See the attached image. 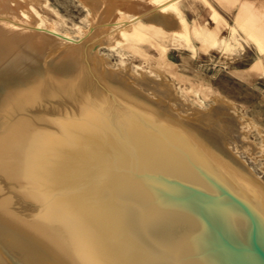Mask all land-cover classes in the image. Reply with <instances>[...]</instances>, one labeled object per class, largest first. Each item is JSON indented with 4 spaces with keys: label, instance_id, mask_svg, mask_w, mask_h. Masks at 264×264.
Here are the masks:
<instances>
[{
    "label": "bare ground",
    "instance_id": "bare-ground-1",
    "mask_svg": "<svg viewBox=\"0 0 264 264\" xmlns=\"http://www.w3.org/2000/svg\"><path fill=\"white\" fill-rule=\"evenodd\" d=\"M82 1L91 25L76 38L52 23L43 24L31 7L0 0V264H114L75 219L55 176L64 150L69 152L95 120L114 109L151 114L264 195V183L231 151L245 144L246 133L230 104L218 98L208 112L199 111L183 102L162 74L158 79L131 78L129 68L109 69L95 50L102 44H123L145 56L135 44L145 29L184 41L190 32L209 39L215 28L198 21L190 28L184 7L195 11L207 4L214 15L211 1ZM248 34L261 56L240 72L245 76L264 63V24L249 28ZM223 41L214 38L212 43Z\"/></svg>",
    "mask_w": 264,
    "mask_h": 264
},
{
    "label": "water",
    "instance_id": "water-1",
    "mask_svg": "<svg viewBox=\"0 0 264 264\" xmlns=\"http://www.w3.org/2000/svg\"><path fill=\"white\" fill-rule=\"evenodd\" d=\"M65 150L53 173L114 264H264V195L151 114L111 110Z\"/></svg>",
    "mask_w": 264,
    "mask_h": 264
},
{
    "label": "rangeland",
    "instance_id": "rangeland-1",
    "mask_svg": "<svg viewBox=\"0 0 264 264\" xmlns=\"http://www.w3.org/2000/svg\"><path fill=\"white\" fill-rule=\"evenodd\" d=\"M16 1L22 4V8L24 5L31 7L34 16L41 19L43 24L52 23L57 30L76 38L91 25L88 7L82 0ZM210 1L215 8L214 15L207 4H200L195 11L184 7V17L190 28L194 21L201 24L206 22L215 28L216 33L209 39L200 40L190 32L189 41H184L177 36L170 35V38L164 33L145 29L144 32L150 36L145 34L141 41H135L145 56L123 44L113 47L102 44L95 50L97 55H101L106 67L116 71L118 68L120 71L129 70L131 78L141 79L147 75L158 79L163 75L171 83L175 94L194 109L208 112L218 98L230 104L233 107L230 112L235 114L241 123L240 129L246 133L242 136L246 145H236L235 148L231 147V151L264 183V63L255 68L251 75H240L261 56L248 29L264 24V0H253L255 4L250 0ZM250 12L257 16H249ZM214 38L224 41L212 43ZM245 118L251 119V122Z\"/></svg>",
    "mask_w": 264,
    "mask_h": 264
}]
</instances>
